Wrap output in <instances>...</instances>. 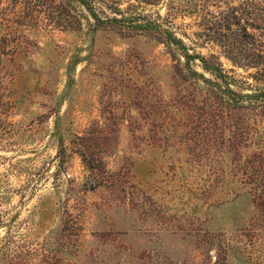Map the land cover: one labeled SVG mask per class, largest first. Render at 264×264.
<instances>
[{
    "label": "rangeland",
    "instance_id": "374dc122",
    "mask_svg": "<svg viewBox=\"0 0 264 264\" xmlns=\"http://www.w3.org/2000/svg\"><path fill=\"white\" fill-rule=\"evenodd\" d=\"M257 53L264 0H0V264H264Z\"/></svg>",
    "mask_w": 264,
    "mask_h": 264
},
{
    "label": "trees",
    "instance_id": "16d2710c",
    "mask_svg": "<svg viewBox=\"0 0 264 264\" xmlns=\"http://www.w3.org/2000/svg\"><path fill=\"white\" fill-rule=\"evenodd\" d=\"M244 32H246L247 33V29H245L244 30ZM247 34H249V33H247ZM256 44V43H255ZM257 45H260V44H257ZM261 46V45H260ZM258 50V49H257ZM260 52V51H259ZM256 56L257 57H252V58H250V57H248V59L247 60H243V62L241 61V60H238L237 58H234V57H232V56H227L230 60H231V62L234 64V65H251V63H252V60H258V61H262V60H264V58H263V55L261 54V53H257L256 54ZM198 57L201 59V61L204 63V65H205V67H208V64H207V59L204 57V56H202V55H198ZM246 63V64H245ZM261 63V62H260ZM259 62H258V64H260Z\"/></svg>",
    "mask_w": 264,
    "mask_h": 264
}]
</instances>
